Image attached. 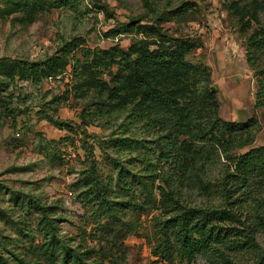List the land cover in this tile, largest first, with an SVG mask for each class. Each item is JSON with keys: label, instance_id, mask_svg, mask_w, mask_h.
<instances>
[{"label": "rangeland", "instance_id": "obj_1", "mask_svg": "<svg viewBox=\"0 0 264 264\" xmlns=\"http://www.w3.org/2000/svg\"><path fill=\"white\" fill-rule=\"evenodd\" d=\"M144 23L198 44L186 60L209 68L223 121L256 120L228 135L232 154L264 145V46L255 51L256 64L248 61L249 38H264V0H67L56 7L49 0H0V254L14 264H36L40 222L48 220L78 250L101 248L117 264H168L153 250L163 245L173 198L189 206L220 204L216 184L224 156L213 167L192 152L181 163L165 161L149 142L155 149L151 164L108 144L122 131L121 119L84 118L98 96L86 70L94 50L128 49ZM54 54L64 56L54 73L26 76L28 62ZM109 70L115 73L116 66L101 69L104 80ZM150 164L157 173L147 169ZM91 173L98 185L87 177ZM259 178L251 193L234 195L238 217L229 228L238 238L254 236L264 248ZM260 250L225 249L237 264H264ZM84 256L99 258L94 251ZM174 262L223 264L202 252L192 262Z\"/></svg>", "mask_w": 264, "mask_h": 264}, {"label": "trees", "instance_id": "obj_2", "mask_svg": "<svg viewBox=\"0 0 264 264\" xmlns=\"http://www.w3.org/2000/svg\"><path fill=\"white\" fill-rule=\"evenodd\" d=\"M64 4L67 0H49L52 7ZM180 8L188 9L185 5ZM136 31L141 37L135 38L126 50L117 47L94 50V58L87 62L86 70L92 74L93 80L89 82L98 91V96L93 106L85 110L84 118L96 120L104 117L105 122L113 117L121 119V136L113 135L108 144L117 151H130L136 159L146 157L151 164L155 149L148 146L149 142L161 149L158 157L165 161L181 163L188 160L192 152L213 167L219 156L225 158L216 184L220 204L189 206L173 198L174 213L163 225L165 239L163 245L160 243L154 248V255L169 258L168 264H177L174 262L177 257L182 263H189L202 252L216 257L223 264H237L225 249L238 253L247 248L261 249L263 259L264 248L257 244L254 236L244 234V238H238L230 231L233 227L229 228V224L238 217L233 206L234 195L251 193L253 183L259 177L264 178V145L233 155L235 147L228 135L238 127L250 129L256 120L253 118L245 124H235L220 118L209 68L186 60V55L198 46L194 40L173 38L161 25L150 23L138 24ZM263 46L264 38L252 35L248 44V61L256 64L253 60L255 51ZM62 57L54 54L28 62L22 69L32 79L47 77L56 71ZM114 65L116 72L109 70V78L104 80L100 76L101 69H110ZM260 103L258 100V105ZM250 143L247 140L242 145ZM151 164L147 169L157 173ZM165 175L169 184L170 170ZM87 177H92L97 185L100 183L95 174ZM96 190L97 196L105 201L102 188L98 186ZM38 231L42 233V239L34 248L38 257L36 264H117L114 256L101 248L81 251L70 246L54 220L44 224L40 222ZM91 251L96 252L99 258L84 256ZM157 263V260L152 262ZM0 264L14 262L0 254Z\"/></svg>", "mask_w": 264, "mask_h": 264}]
</instances>
